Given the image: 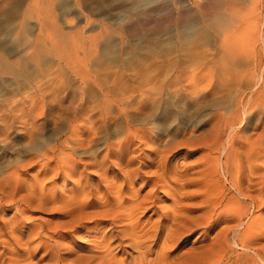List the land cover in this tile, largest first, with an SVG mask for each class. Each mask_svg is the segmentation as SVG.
I'll list each match as a JSON object with an SVG mask.
<instances>
[{"label":"rangeland","instance_id":"rangeland-1","mask_svg":"<svg viewBox=\"0 0 264 264\" xmlns=\"http://www.w3.org/2000/svg\"><path fill=\"white\" fill-rule=\"evenodd\" d=\"M110 1L0 0V57L10 64L8 70H3L6 72L7 83L0 87V109L2 107L0 111L9 107L14 115L15 111L16 114L21 112L23 116L35 115L39 130L36 134L42 138L41 148H32V142L25 133H22L21 125L19 123L13 125L9 133L0 138V165L8 167L21 163L20 161L28 163L33 156L39 155L45 147L48 148V142L54 143L58 139L69 143L77 136L86 135L88 126L79 130L78 135L71 131L74 124L68 116L73 112L74 107L82 105L80 102L75 104L77 93L72 94L74 99L69 97L71 96L70 88L76 89L75 87L82 85L83 82L92 86L100 84L107 87L120 84L145 85L148 88L156 86L152 84L154 77L143 79L135 76L134 70L141 68L149 70L154 68L151 71L155 68L161 69L165 78L153 80L157 85L167 87L173 82L170 92L164 91L165 98L170 97L171 100L163 104L160 110L161 115L172 114L167 120V126H164L165 134H170L168 139L173 137L174 139L179 137L181 140L192 139L188 147L176 149L165 161L166 174L162 175L163 172H159V176H155L153 173H156L158 169L154 166L143 169L134 185L125 183L123 178L113 182L123 189L119 200L122 208L118 214L126 213L127 209L135 205L136 200L141 201L143 197L153 195V200H149L144 206H147L146 209L138 211L134 220H125L113 226L106 221L109 218H104L109 208L89 207L85 211L84 219L77 224L76 219L72 228L74 216L67 214L66 204L59 203L51 206L53 209L26 213L27 219L23 217V222L19 226L22 233L17 231L10 238L4 237L3 240L11 244L4 247L0 243V253L27 242H30L31 247L47 242L69 246L75 252L82 249L81 254H85L92 248L91 246H94L95 241L103 242L105 234H108V237L111 233L117 234L126 226L139 227L137 229L140 231L143 227L150 228V221L152 224H164L167 217L178 215L177 210L180 205L177 204V200L181 197L183 199L181 206L192 210V213L185 216L191 217L192 220L184 227L188 232L177 243L167 248L169 257L166 263L216 264L214 261L219 259L220 254L214 256L215 253L211 250L214 247L213 252H218L219 248L216 247L218 244L219 247L221 246L222 240L219 242V239L223 236L226 237L223 238L225 240L223 244L227 241L228 246L233 249L229 251V259L221 260L220 264H234L236 259L238 264H264V205L260 202V199L264 200L260 194V189L264 185L258 186L261 183L259 178L261 174H264V48L262 47L264 0H252L253 3L246 2V4L238 5V8L243 9L242 14L245 16L239 15L234 19L236 22L229 14L233 13L230 6L234 0H179L180 4L176 2L177 0H139L133 7L128 6L122 10H115L108 4ZM162 7L165 8L161 10L163 14L160 12L151 17H142L144 12L146 14L150 11H160ZM245 8L246 12H244ZM224 13L230 16L225 18L224 23L219 22V16L225 17ZM129 16L133 19L135 17V21L131 23L130 30L124 31L120 21ZM140 16L143 21L139 19ZM242 17L247 18L245 22L242 21L245 19ZM184 19L191 20L186 27L181 24ZM144 20L145 23H143ZM251 21L252 24L256 22L249 28ZM109 36H112L111 44L107 42ZM14 41L26 44L24 55L14 57L15 54L10 53V56L6 54ZM222 41L223 44H221ZM225 42L227 47L224 46ZM234 56L235 59H233ZM25 59L29 61L31 59L30 68L24 67ZM177 70L185 73L183 79L175 78L174 73H177ZM51 79L66 87L64 94L68 97L63 103L57 101L54 105L45 100L26 98L29 90L32 91L47 82L50 83ZM188 87H195L198 92L200 91L198 96L193 97L203 99L190 103V95L182 91ZM177 90L178 94L184 95L180 98H171ZM210 90H217L219 93L213 96L214 92L208 93ZM99 95V91L98 93L96 91L91 103L85 106L96 105L100 100ZM136 98L138 99L139 96L136 95ZM110 100H117V96H110ZM169 106L171 109H168ZM67 107L69 110L66 109ZM62 108L68 110L69 114L66 110L62 111ZM218 115L221 121L223 117L227 118V123H224L226 122L224 119L215 130H212L211 122L214 117H219ZM160 118H152L150 124L157 126L160 124ZM228 120L233 122L230 124ZM234 122L237 123L233 124ZM79 125L82 124H77ZM119 132L120 127L114 125L108 129H99L98 134L93 137L95 144H91L92 149L94 147L101 149V146L105 149L108 138L109 142H114ZM71 145V143L68 144L69 149ZM92 149L88 152L89 158L94 153ZM81 151H76L74 154L77 161H79V154L83 152ZM141 152L143 151L139 150L138 154ZM85 158L89 159L88 156ZM140 158L135 165L139 166L145 162L142 157ZM51 165L55 167L56 164L52 162ZM37 167L35 169L31 167L22 178L31 179L39 171ZM80 171H83L82 167ZM251 171H254L253 176L249 174ZM86 175L88 178H82V182L90 188L88 199L83 196L81 184L76 185L79 180L75 179L78 177L65 184L61 179L48 180L45 193L56 192L59 198L76 197L88 201L99 200L103 196H110L112 199L116 197L106 189L107 184L103 177H99L93 170H87ZM112 176L109 172L110 181L113 180ZM148 178H152V182L146 187L141 179L146 181ZM97 183L102 185L101 191L97 188ZM239 193L244 197L239 196ZM251 197H253L252 200H250ZM230 201H233L237 209L233 210L235 207L232 208ZM239 208H244L250 213V216L244 220L245 224L249 220L252 221L251 219L255 222L260 221L259 225H257L258 222L255 223L257 231L255 225L253 226L255 229L253 233L256 231L257 236L251 233L252 231L248 234L250 237L243 236L246 240L249 239L250 245L255 243L251 245V248L258 252L259 257L252 251L245 253L240 246L234 245L237 235L239 238L236 242L246 241L241 237L244 232L243 227L239 229L240 231L236 229L238 218L235 213ZM156 210L160 211V214H156ZM15 214L16 209L10 208L3 217L10 220ZM94 215L96 217H93ZM200 215L204 218L196 220L195 218ZM47 231L49 233L45 235ZM123 240V249L115 251L116 259L127 262L132 259L140 261L139 252L129 245V239ZM109 241L112 242L113 239ZM163 247L164 244L160 242L148 256L147 259L151 264L157 263L158 253H161ZM43 256L42 250L36 254H26L22 264L38 262L47 264V261H42ZM30 257H32L31 260H29Z\"/></svg>","mask_w":264,"mask_h":264},{"label":"bare ground","instance_id":"bare-ground-1","mask_svg":"<svg viewBox=\"0 0 264 264\" xmlns=\"http://www.w3.org/2000/svg\"><path fill=\"white\" fill-rule=\"evenodd\" d=\"M138 1L139 0H111L108 4L110 6L112 5L115 10H122L128 6L133 7L135 4H137ZM178 1L179 0H177L176 2H178ZM234 1H233V4L230 6V10L233 13H229V14H231V16L230 15L229 16L231 18H233V20L235 18H237L239 15H241L243 12L242 8L237 7L238 5L246 4V2L253 3L252 0H236L235 2ZM183 8H185V7H183ZM162 9H165V8L162 7V8H160V11H156V12L150 11V12H147L146 14L144 12L142 17L147 18V17H151L152 15H155L156 13L160 14ZM233 9H235L236 11L234 12ZM246 10L247 9L245 8L244 12H246ZM166 11H164V12H166ZM252 11H253V9H252ZM141 13H143V12H141ZM225 13H224L225 17L219 16V19H218L219 22L224 23V21H226L225 18L229 17V16H226ZM161 14H163V13L161 12ZM254 14H256L255 11H254ZM139 15H141L140 12H139ZM242 15L245 16V14H242ZM250 15H252V14H250ZM142 17L140 16V18L139 17L138 18L141 19ZM244 18L242 17V19H244ZM134 19H135V17H134ZM134 19H133V17L130 18V16L128 18L125 17V18L121 19L120 22L122 23V27H123L124 31L130 30V28H131L130 25H132L134 23V21H135ZM246 19L247 18H245L242 21L245 22ZM249 19H251V18H249ZM252 21H254L253 18H252ZM252 21H251V25L249 26V28L251 26H253V24L257 21V19L253 24H252ZM148 22H149V20H148ZM143 23H145V20ZM189 23H191L190 19H184L181 22L183 27H186L187 24H189ZM254 27H256V26H254ZM243 28L244 27H242V29ZM257 28H258V26H257ZM256 31L258 32V30H256ZM250 32H251V30H250ZM226 34H228V33H226ZM250 35H252V34H250ZM111 37L109 36L108 37L109 39L107 40V42L110 44L112 42ZM225 38L227 39V37H225ZM228 38L230 39V37H228ZM221 44H223V41L221 42ZM226 44H227V42L224 43L225 47H227ZM228 45H229V43H228ZM24 46H26L25 43L22 44V42L20 43L18 41H14L11 43L10 48L6 51V54L8 56H10L9 55L10 53L15 54L14 57L15 56H22V55H24L25 48H26ZM262 47L264 48V41L262 43ZM233 59H235V56ZM30 61H31V59H30ZM30 61H29V59H25L23 61L25 68H30V66H31ZM190 63H191V61H190ZM9 65H10L9 62L6 59H3L0 57V87L3 86L5 83H7V79L5 77L6 72H4L3 70H6V69L8 70ZM152 69H154V68H152ZM152 69H150V70L149 69H143V68L137 69V70H134L135 71L134 74L136 77L139 76L140 78H143V79H145V78L150 79V78L154 77L153 78L154 81L155 80L158 81L159 78L162 79L164 77V74L161 71V69L156 70V68H155L154 71H151ZM167 72L169 73V70ZM7 73H8V71H7ZM174 74H176V76H175L176 79H180V78L183 79V77L185 75V73L182 70H179V71L177 70V73H174ZM161 79H159V80H161ZM51 80H50V83L46 81L47 82L46 84L43 83L44 85H41L32 91L29 90V93L26 96V98L27 99L31 98L32 100H39V101L45 100L49 103H52V104L54 103V105L56 104L55 102H57V101H60V103H63L64 100L67 99V97H68V95L66 96L64 94L65 91L67 90L66 87L64 86V84H61L57 81L55 82L53 80L51 82ZM82 80L85 81L83 78H82ZM153 80H152V84H155L156 86H152L150 88L146 87L145 85L135 86V85H131V84L113 85V87H107L106 85H100V84H95L94 86H92V85L88 84L87 82H83L82 85L75 87L76 89L70 88V90H71L70 95L71 96H69V97H72V99H74L73 95H75L77 93L78 95H77V99L75 100L76 101L75 104L77 102H80V104L82 105L81 107H77V108L74 107L73 112H71L72 114L70 113V116L67 115L68 119H71L70 120L71 123L74 124L71 127V131H72V133H75L76 135H78L79 130H82L83 127L88 126L89 127L88 133H86V135H81L79 137L77 136V138L75 140L69 142L72 144L71 149H69V146H68L69 143L67 141H59L57 139L54 141V143L48 142V144H47L48 148L45 147L44 151H42L41 153L38 152L39 155L33 156L28 163H23L22 161H20L21 163L14 164V165H11L8 167H4V166L0 165V243L2 246L5 247V246H7V244L8 245L11 244L10 242L3 240L4 237L10 238V236L14 233H17V231L22 233L21 229L19 230V226L23 222V217H25L26 213H29V212L32 213V212H35L37 210L53 209L51 206L58 205L59 203L66 204V208H68V210H66L67 214H69L70 216H74L73 221H72L73 223H71L72 225L70 224L72 228H74L73 224L76 222V219L78 220L76 222V224L79 221H82L84 219L85 211L89 207H91V208H96V207L109 208V211L107 214L104 212L105 213L104 218L105 217L109 218V219H106V221L109 222L113 226L117 225V223L120 224L125 220H127V221L134 220L136 215L138 214V211H140L141 209H146L147 206L146 207H144V206L148 203L149 200H153V195L143 197V199L141 201L136 200L134 203L135 205L132 206L131 208L127 209L126 213L118 214V211L122 208V204L119 200L121 198V193H122L123 189H122V187H118L116 185V183H113V182L116 179L123 178L125 183L129 182L132 185H134L135 181L137 180L136 179L137 176H140L139 173L141 171H143V169L154 167V166L158 169L156 173H153L155 176H157V175L159 176V172L160 173L163 172L162 175L166 174L165 161L168 160V158L171 156V154L176 149L181 148L183 146L188 147V144L190 143V140L192 139L191 138L188 140H185V139L181 140L179 137L176 139H174V137H173V139L172 138L168 139L170 134H168V133H167V135L165 134L166 133V131H165L166 127H164V126H167V120L169 119L170 115H172V114L170 113V115L169 114H167V115L162 114L161 115L160 112L162 113V111H160V110L162 109L163 104H165L171 100L169 96H168L169 98H167V99L165 98V96H164L165 92L164 91L170 92L169 89L172 88L171 84L173 82H171V84H169L167 87H165L161 84L157 85V83H154ZM173 85H175V84H173ZM177 85L179 86V84H177ZM175 88H177V86ZM96 91H97V93L99 91V94H100L99 99L100 100L98 101V103H96V105H93L92 107H90L89 104L91 103L92 96L95 94ZM182 91L185 94L188 93L190 95V98L192 99V100L190 99V101H191L190 103H196L197 101H200L201 99H203L201 97H193V96H198L200 93V91L198 92V90L195 87L194 88L193 87L184 88ZM209 92H211V93L214 92V93H212L213 96H216L219 93V92H217V90L216 91L210 90V91H208V93ZM174 93H175L173 95L174 97H172V95H171L172 93L170 94L171 98H177V97L180 98L182 95H184V94H182V95L178 94L179 93L178 90ZM112 95H116L117 100H110V96H112ZM136 95L139 96L138 99L136 98ZM154 96L156 99L154 98ZM187 97L189 98V96H187ZM87 103H89L88 104L89 107L85 106V104H87ZM59 105H61V104H59ZM5 106H3V107H5ZM15 107L17 108V106H15ZM170 107L171 106H169L168 109ZM1 109H2V107H1ZM4 109L2 111H0V138L3 137L4 135H6L7 133H9V129L13 125L19 123L21 125L22 130L24 131V132L22 131V133H25V135H27L29 141L32 142L31 147L32 148H37V147L41 148V144H42L41 139L42 138H39L40 136H37V134H36V132L39 131L38 127H37V117H35V115L23 116L21 112L19 114H16V111H15V115H14L13 110L10 109L9 107H7L5 110ZM66 109H68V107ZM66 109H63L62 111L66 110ZM187 109H188V106H187L186 110ZM68 110H66V113L69 112ZM40 116H42V115H40ZM155 117H161L160 118V120H161L160 124H158V125L156 124L157 126L150 124V121L152 120V118L155 119ZM223 118L226 121L227 118H225V117H223ZM223 120L221 121L220 116L214 117V119L211 122L212 130H215L218 127V125L220 124V122H223ZM232 122H230V124ZM80 123L82 125L77 126V124H80ZM224 123H227V121ZM235 123H237V122H234L233 124H235ZM54 124H55V122H54ZM100 124H102L101 127H100ZM113 125L120 127V132L117 133L118 136L116 138H114V142L113 141L109 142V138H108V140L106 142V146L104 145L105 149H104V147L102 149V146H101V149L94 147L95 148V151H94L93 150L94 148L92 149L91 144H93V143L95 144V140L93 137L98 134V130L102 129V128L108 129V127H111ZM195 139H197V138H195ZM198 140H200V139H198ZM140 148H145V149H140ZM91 149H92V151H94V153L91 157L92 159L89 158L90 155L88 153ZM139 150L143 151V152H141V154H138ZM76 151L82 152L78 156L79 161H77L75 159V156H74ZM86 156H88L89 159L85 158ZM140 157H142V159L145 162L139 166L135 165L137 163V160L141 159ZM84 158L87 160H85ZM239 158H240V156H239ZM33 160H35L36 162ZM52 162H55V164H56L55 167H52V165H51ZM33 164H35V165H33ZM37 165H38V167H37ZM134 166H137V167L135 168ZM31 167H34V169L37 167V168H39V171L37 172V174L35 176L31 177V179H23L22 178L23 175H26V173L29 171V169ZM81 167L83 168L82 172L80 171ZM112 167H113V171H112ZM87 170H93V172L95 174H98L99 177H103L104 181L107 184L106 189L109 192H111L112 194H114L116 197L112 199L110 196H103L99 200L94 199V200L88 201V200L78 199L76 197H72L71 199L64 198V197L59 198L58 195L56 194V192H53L52 194H46L45 193L46 188H47L46 182L48 180L54 181L56 179H61L65 184L66 182L71 181L74 178L78 177V179H75V180H79L78 183H76V185L81 184V186H82L81 190L84 192L83 196H85L86 199H88L87 197L90 195V191H89L90 188H87V186H85L82 182V178L86 179V177H87V175H86ZM225 171H224V173H225ZM258 171H259V169H258ZM109 172H111L113 175L112 181H110V179L108 178ZM238 173H239V171H238ZM249 174H251V176H253L252 174H254V171H251V173H249ZM255 174H256V172H255ZM257 179H258V177H257ZM259 179H260L261 183H259L258 186H260L261 184L264 185V174L263 175L261 174ZM141 180L143 182V185H145L146 187L149 184H151V182H152V178H148V180H146V181H143V179H141ZM253 180H254V178H253ZM253 180H252V182H253ZM255 180H256V178H255ZM30 182H33V183H30ZM83 186H85V187H83ZM101 186H102L101 184L97 185V188H99L100 191L102 188ZM154 186L157 187L156 184H154ZM261 187H263V186H261ZM38 188H40V189H38ZM242 191L243 190H240L239 192H242ZM260 194L263 198L264 197V187L260 189ZM180 195H182V194L180 193ZM239 196L244 197V195H242L241 193H239ZM261 196H260V198H261ZM252 199H253V197L250 198V200H252ZM207 200H206V202H207ZM242 200L245 201V199H242ZM181 201H183V199L181 197L178 198L177 204L180 205V207H178V210H177L178 215L167 217V221L164 224H160V223L152 224V221H150L151 227L150 228L143 227L140 231H138V229H137L139 227L135 228L133 225L126 226V227L122 228L120 231H118L117 234L111 233V235L109 237H108V234H105L104 241L101 243H98V241H95L94 246H91L92 248L89 249L88 251H86L85 254H81L82 249L81 250L79 249L77 252H75L73 248H70L69 246H65V245H62L59 243L53 244V243L42 242V243H38L37 245L31 247L30 242H27L25 244H19L17 247H14L13 249H10L9 251L4 250L3 253H0V264H22L23 263L22 260L26 256V254H31V255L36 254V253L40 252V250H42L44 252V256H43L42 261H47L48 262L47 264H151V262L147 258L150 254L153 253L154 248L160 242H162L164 244V247L161 249V253L160 252L158 253L159 256H157V259H156L157 263H155V264H169V263L165 262V261H168V257H169V256H167L168 255L167 254V248H169L171 245L177 243V241H179L182 238V236L186 232H188L187 230L184 229V227L186 224H188L192 220L191 217L185 216V214L192 213L191 208H188L186 206H181ZM263 201L260 199V202L262 205H264ZM221 202H222V200H221ZM237 202H238V204L240 203L238 201V199H237ZM207 204H209V203H207ZM230 205H232V208L235 207V208H233V210L237 209V207L234 206L233 203ZM207 206H210V205H207ZM10 208H15L16 214L10 220H6V219H4L3 216L5 215V213L7 211H9ZM206 208H209V207H206ZM248 211H249V209H248ZM159 212L160 211H158V210L155 211L156 214H160ZM235 214H237V218H238L237 219L238 225H237L236 229L239 230L243 227L242 230L244 232H243L241 237L243 238V236L248 235L250 233V231H252L251 233H253V230L256 229V224H257L256 222H258V220H256V222H255V220L253 221V219H251L252 221L249 220L247 222V224H245L244 220L250 216V213L245 211L244 208H241V209L239 208L238 212ZM90 215H91V213H90ZM96 215L99 216V214H96ZM96 215H94L93 217H96ZM27 217H25V218L27 219ZM63 217H65V216H63ZM202 217L203 216L200 215L199 217H196L195 219L200 220V219H202ZM235 217H236V215H235ZM209 218H211V217L209 216ZM101 221H103V220H101ZM259 222L257 225H259ZM254 225H255V229L253 228ZM37 227H39V226H37ZM257 228H258V226H257ZM29 229H32V228H29ZM49 230H51V229H49ZM256 231H257V229H256ZM255 232L253 234H255ZM48 233H49V231H47L45 235H47ZM224 233L226 234V232H224ZM225 234H224V236H225ZM235 234H236V231H235ZM253 234H250V235H253ZM36 236H37V234H36ZM237 236L239 238V235H237ZM255 236H257V235L255 234ZM126 238H128L130 241L129 245L132 246V248H135L139 252L140 261H137L136 259H132L131 261L127 262L126 260H119L118 261L116 259L115 251H117L118 249H120V250L123 249V244H124L123 239H126ZM223 238H226V237L222 236V238L219 239V242L222 240V243L220 242L221 246L219 247V244H218V247H216V248H219V249H217L218 252H216V251L213 252L214 247L211 250L212 253H215L214 256H217L218 253L220 254L219 259L214 261L216 264H220L221 260H228L229 259L228 254H230V252L232 251L231 250L232 247L230 248L228 246L227 241H226V243L223 244V240H224ZM242 238L240 239V241H242ZM112 239H113L112 242L109 241ZM237 239H236V241H237ZM251 239H252V237H251ZM245 240H246V238H245ZM236 241L234 240V245L236 247L240 246L242 248V250H245V253H246V251L247 252L252 251L255 255L258 256V252L255 251V249L253 250L251 248V245L253 243L250 245L249 239H247L246 241H242L241 243H238ZM31 245H32V243H31ZM26 247H28V248L24 249ZM78 252H80V253H78ZM256 252H257V254H256ZM8 255H9V257H5ZM214 256H213V258H214ZM246 256H248V255L246 254ZM31 258L32 257H30L29 260H31ZM213 258H210V259H213ZM238 259L240 261V258H238ZM260 260H262V259H260ZM36 264H40V263L38 262ZM234 264H238L237 259L234 261Z\"/></svg>","mask_w":264,"mask_h":264}]
</instances>
